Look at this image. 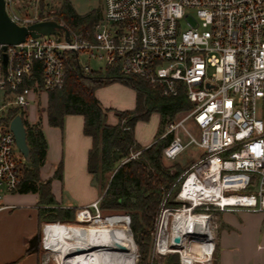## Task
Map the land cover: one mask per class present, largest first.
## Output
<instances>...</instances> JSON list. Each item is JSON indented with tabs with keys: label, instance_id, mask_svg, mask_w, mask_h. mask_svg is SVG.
Masks as SVG:
<instances>
[{
	"label": "built area",
	"instance_id": "1",
	"mask_svg": "<svg viewBox=\"0 0 264 264\" xmlns=\"http://www.w3.org/2000/svg\"><path fill=\"white\" fill-rule=\"evenodd\" d=\"M5 1L8 15L20 26L55 20L43 12L19 14L17 0ZM103 3L102 18L91 33L57 21L68 30L69 41L65 30H57L15 45L0 43V210L4 195L19 190L25 162L10 129L13 118L4 115L16 110L26 118L33 95L63 88L67 54L73 52L79 64V53H84L105 68L146 80L165 96L185 90L192 108L167 124L161 138L173 139L163 155L174 160L195 147L205 157L185 172L179 196L191 175L207 187L225 182L227 176H244L241 184L234 185V180L224 185L219 196L186 199L192 201L191 212L212 205L219 212L264 213V0ZM188 120L197 126L198 136L186 128ZM249 186L254 191L247 192ZM92 209L99 212L98 201L78 209L76 219L92 218Z\"/></svg>",
	"mask_w": 264,
	"mask_h": 264
},
{
	"label": "trees",
	"instance_id": "2",
	"mask_svg": "<svg viewBox=\"0 0 264 264\" xmlns=\"http://www.w3.org/2000/svg\"><path fill=\"white\" fill-rule=\"evenodd\" d=\"M62 14L71 28L90 33L102 18L101 10L78 14L69 1L64 2ZM34 71L39 80L40 63H35ZM114 81L123 82L135 89L136 106L133 110L119 113V122L109 125L107 111L101 107L96 91ZM191 108L184 89L177 96L168 97L142 78L123 75L119 68L85 71L78 62L77 54L72 52L67 54L63 88L48 92L47 116L49 123L58 127L63 125L67 115L79 114L84 117V133L93 140L88 156V169L95 180L102 182L104 186V194L99 201L100 208L127 212L132 218L131 228L134 233L143 235L146 233L144 227L151 229L154 226L164 197L168 193L170 196L174 195L178 190L181 169L178 166L167 167L163 163V149L173 139L172 135L165 138L160 136L152 145L143 148L136 142L135 127L139 121H148L153 113L159 114L160 127H163L173 121L178 113ZM16 115L18 112L11 110L6 120ZM21 116L26 127L30 160L23 164L24 176L18 191L38 193L40 203L49 205L39 210L40 218L51 221L74 220L75 209L52 206L54 197L51 194V182L40 179V167L45 164L47 156V141L40 124L31 125L22 114ZM138 150V158H130L131 152ZM106 174H110L109 178H106ZM246 191H254V187L249 186ZM123 223L130 231L125 215ZM104 228L106 233H112L108 226ZM119 240L121 252L128 245L120 238ZM132 245L133 252L136 249L133 237ZM146 258L147 252L142 248L140 264H148ZM171 260L179 264L176 255ZM129 261L134 264L136 254Z\"/></svg>",
	"mask_w": 264,
	"mask_h": 264
},
{
	"label": "crops",
	"instance_id": "3",
	"mask_svg": "<svg viewBox=\"0 0 264 264\" xmlns=\"http://www.w3.org/2000/svg\"><path fill=\"white\" fill-rule=\"evenodd\" d=\"M115 85L118 86L112 84V88ZM109 87L99 88L96 97L107 111V124L116 125L119 119L115 110H133L136 91L130 89L125 102L121 99L109 100ZM33 98L26 119L31 125L40 124L47 141V156L45 164L40 167V179L51 182L52 206L78 210L99 202L104 194V186L95 180L88 169L93 140L84 133V117L79 114L67 115L61 127L53 126L47 116L48 92L33 95ZM137 127L138 124L135 127L136 142L143 148L152 145L156 140V125L142 132H138ZM2 204L4 209L0 214L9 215L0 220V264H39L40 254L29 249V242L40 226L39 210L49 205L40 203L38 193L20 191L5 194ZM104 218L120 222L124 215L114 214ZM97 220L99 217L91 224ZM88 221L77 219L80 223ZM215 224V264H264V213L224 211L217 215Z\"/></svg>",
	"mask_w": 264,
	"mask_h": 264
},
{
	"label": "rangeland",
	"instance_id": "4",
	"mask_svg": "<svg viewBox=\"0 0 264 264\" xmlns=\"http://www.w3.org/2000/svg\"><path fill=\"white\" fill-rule=\"evenodd\" d=\"M65 1L71 2L75 10L78 14L84 15L92 10H101L103 14V0H17L16 3V11L19 14H33L35 12H43L47 13L48 15H51L56 21H64L67 25L68 22L66 19H64V16L62 14L63 12V5ZM69 26V25H68ZM70 27V26H69ZM71 28V27H70ZM75 31H81L77 28H71ZM79 60L81 66H89L91 70H104L105 65L103 62L98 61L96 59L89 58L84 53H79ZM115 85V87L112 88L111 85ZM110 86L108 89L107 97L109 100H119L126 101L129 96V90H135L133 87L120 82V81H114L109 84H105L104 87ZM103 87V86H102ZM120 88H124L120 89ZM153 88V87H152ZM156 89V88H155ZM33 97H31V103L33 101ZM191 110V109H190ZM188 111L180 112L176 115L175 120L179 119L180 117L184 116ZM118 114L123 112L120 110H115ZM117 114V116H118ZM9 116V113H6L4 115V118L6 119ZM119 119V118H118ZM169 119H167L168 121ZM137 127L138 132L142 131H148V128L155 127V135L154 139L159 138L165 131L166 126L165 124L163 127H160V118L159 114L153 113L148 121H139ZM186 128L191 131L194 135H199V130L197 129V126L193 122V120H188L185 123ZM140 154V151H134L131 152L130 158H138ZM23 157V156H22ZM204 152L201 149L195 148V147H189L184 153H182L178 158L174 160H168L163 156V163L167 167H174L178 166L181 169V174L179 175L178 181H179V188L176 191L174 195H168L164 197L163 202L160 205L159 212L157 214V217L155 219L154 226L151 229L145 228V232L143 235H136L134 231L131 228L132 218L127 212L124 211H108V210H102L100 208L99 204V212L97 213L95 209H92V218L89 219L88 222H77L76 214L74 220L69 221H51L45 218H40V226L37 233H43V241L40 244L39 249L37 250L40 254L39 258V264H58L57 262V256L54 257L53 252L50 251L48 247L50 246H63L66 242V229L70 226L73 227H87L90 228L91 232V245L93 247L97 246V237H96V231H99L103 226H108L110 231L114 234H117L118 237L123 241V243H127L128 248L122 249L120 252V259L121 262L124 264H130L129 258L132 255L136 254V261L134 264H140L141 258H142V248H144L147 252V258L146 261L148 264H175V260H171V257L173 255L177 256V261L179 264H184L182 254L179 250L173 248L175 251H162L160 248V239H161V233L163 232L166 235L170 234V223L172 220V216L169 217V224L165 225L164 220L166 215L168 214H174L179 212L183 209H188L191 206L192 201L182 199L179 194L181 191L182 183L185 178V172L194 169V167L199 166L200 162L204 159ZM24 159V157H23ZM25 160V159H24ZM24 170L25 167L22 168L21 171V177L24 176ZM110 174H106V178H109ZM168 200V201H167ZM169 202V204H168ZM171 203V204H170ZM214 206L212 205H202L199 207H196L195 209L188 210V214L190 216L192 215H210V229L212 232V243H213V250H212V264H215V255H216V247H217V240H216V233H215V221H217V215H219V211L214 210ZM1 211V210H0ZM77 213V210H76ZM114 214H122L125 215L128 218L129 224L128 227L132 233L133 240L136 245L135 251L133 250L132 245V237L131 233L126 227V225L123 223V220L120 222H115L113 218H104L110 215ZM5 215H9V213H3L0 214V220ZM98 216H101V220H97L96 223L91 224L94 222V219ZM165 216V217H164ZM50 223H60L53 225L51 227H47V229L44 231V227L46 224ZM63 224H69V225H63ZM148 233V234H147ZM192 237L190 236L189 239ZM46 241V242H45ZM194 258H196V262L194 264H208V261L206 258H203L199 254H191ZM198 255V256H197ZM196 256V257H195ZM56 258V259H55ZM175 259V258H174ZM204 260V261H203ZM198 262V263H197ZM210 264V263H209Z\"/></svg>",
	"mask_w": 264,
	"mask_h": 264
},
{
	"label": "bare ground",
	"instance_id": "5",
	"mask_svg": "<svg viewBox=\"0 0 264 264\" xmlns=\"http://www.w3.org/2000/svg\"><path fill=\"white\" fill-rule=\"evenodd\" d=\"M243 179L244 176H227L225 182L207 187L198 182L194 175H191L181 197L185 200L198 201L203 198L219 196L224 185L231 184L234 180H236L234 185H238L243 182ZM188 210L190 209L185 208L177 213L164 216L165 225L169 224V217L172 216L170 234L165 236L162 232L159 244L163 252L172 251L175 248L181 252L184 264H194L197 259L190 255L191 252L209 260L213 250L212 232L210 221L206 215L190 216ZM98 217L100 221L101 218ZM56 224L60 223H50L47 227ZM47 227H44V231ZM91 232L90 228L82 226L67 228L66 243L63 246L48 247L53 254H56L54 257L57 256L58 264H124L119 255L120 240L117 234L106 233L103 226L99 231H96L97 246L93 247L91 245ZM190 236L191 239H189ZM176 237L180 238L179 243L174 242ZM78 248L81 249L80 252H76ZM173 251L175 250L173 249Z\"/></svg>",
	"mask_w": 264,
	"mask_h": 264
},
{
	"label": "water",
	"instance_id": "6",
	"mask_svg": "<svg viewBox=\"0 0 264 264\" xmlns=\"http://www.w3.org/2000/svg\"><path fill=\"white\" fill-rule=\"evenodd\" d=\"M65 30L67 40L69 41V32L61 24L55 20L36 22L29 26H20L14 22L7 13L6 1L0 0V43L15 45L22 43L26 40L28 36L39 37L41 35H51L55 34L56 31ZM4 65H7V55L4 56ZM10 129L14 133L16 144L21 151L26 162L30 160V148L27 143V132L24 125V121L21 115H16L10 122ZM43 241V233L35 234L30 242L29 249L32 252H36L40 244ZM175 243L180 242V238H174ZM81 249L78 248L76 252H80Z\"/></svg>",
	"mask_w": 264,
	"mask_h": 264
}]
</instances>
